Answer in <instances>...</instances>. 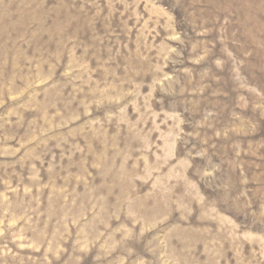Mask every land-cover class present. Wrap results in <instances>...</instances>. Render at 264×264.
I'll return each instance as SVG.
<instances>
[{
    "label": "rangeland",
    "instance_id": "374dc122",
    "mask_svg": "<svg viewBox=\"0 0 264 264\" xmlns=\"http://www.w3.org/2000/svg\"><path fill=\"white\" fill-rule=\"evenodd\" d=\"M0 264H264V0H0Z\"/></svg>",
    "mask_w": 264,
    "mask_h": 264
}]
</instances>
